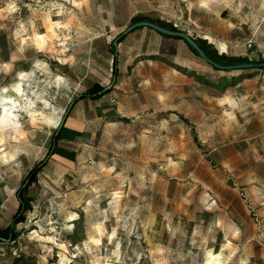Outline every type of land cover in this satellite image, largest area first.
I'll return each mask as SVG.
<instances>
[{"label":"rangeland","instance_id":"obj_1","mask_svg":"<svg viewBox=\"0 0 264 264\" xmlns=\"http://www.w3.org/2000/svg\"><path fill=\"white\" fill-rule=\"evenodd\" d=\"M262 16L264 0H0V235L15 250L0 264H264V67L122 34L162 20L236 59L221 64L259 63L245 42ZM94 83L109 91L78 98ZM67 115L82 129L55 138Z\"/></svg>","mask_w":264,"mask_h":264},{"label":"water","instance_id":"obj_2","mask_svg":"<svg viewBox=\"0 0 264 264\" xmlns=\"http://www.w3.org/2000/svg\"><path fill=\"white\" fill-rule=\"evenodd\" d=\"M140 26H147L150 27L158 32H161L163 34H167L170 36L179 37L183 40H185L194 50L195 52L202 57L206 62L210 63L211 65L221 68V69H231V68H241V67H253L255 65L264 66V61L259 63H253V62H241V63H235V64H221L213 59H211L206 53L200 48V46L197 44L195 39L190 36L187 32H184L182 30H173L169 29L165 26H162L155 21L149 20V19H141V20H135L131 22L129 25L126 26V28L122 31V34H125L129 31H131L134 28L140 27ZM116 45V42H114ZM114 55H117V48L114 51ZM113 85V81L110 82L108 85ZM61 125V124H60ZM35 195V191L33 189H30L29 191V197H33ZM28 202V201H27Z\"/></svg>","mask_w":264,"mask_h":264},{"label":"trees","instance_id":"obj_3","mask_svg":"<svg viewBox=\"0 0 264 264\" xmlns=\"http://www.w3.org/2000/svg\"><path fill=\"white\" fill-rule=\"evenodd\" d=\"M156 22H158L159 24H161V25H163V26H166L167 28H169V29H173V30H176V28L171 24V23H169V22H166V21H162V20H156ZM160 33V32H159ZM160 34H162V33H160ZM162 35H165V36H168V37H170V35H167V34H162ZM196 40V42L198 43V45L200 46V48L209 56V57H211L212 59H215L216 61H220L221 62V60L223 59V60H228V62H236L235 60L236 59H231V58H227L226 56H224V55H218V54H216L215 53V51L214 50H211L209 47H207V46H205V42H204V40H201V39H199V38H196L195 39ZM194 51V50H193ZM195 52V51H194ZM231 60V61H230ZM233 60V61H232ZM243 61H248V59H244ZM116 64H117V60H116V56H115V58H114V64H113V66H114V72L116 71ZM262 67H264V66H262ZM107 91H109V89L108 88H105L104 86H102V85H100L99 83H94V84H92L88 89H86L84 92H82L81 94H79V96H78V98H82V97H86V96H89V97H91V98H93V99H95V98H98V97H100L102 94H104V93H106ZM65 118V117H64ZM63 118V119H64ZM60 129H61V127L56 131V133H55V135H54V137L56 138V137H58V135L60 134L59 132H60ZM37 170H39V167H38V165H35V167L34 168H32L31 170H30V172H29V176H27L28 178V181H34L35 180V172L37 171ZM21 205L22 206H24V204H22L21 203ZM6 235H9V234H11L10 233V230H9V232H7V233H5ZM0 237H2L1 235H0Z\"/></svg>","mask_w":264,"mask_h":264},{"label":"built area","instance_id":"obj_4","mask_svg":"<svg viewBox=\"0 0 264 264\" xmlns=\"http://www.w3.org/2000/svg\"><path fill=\"white\" fill-rule=\"evenodd\" d=\"M261 27L264 29V16L261 18ZM245 45L252 49L254 46L258 45L259 46V51H260V57L264 59V37H262L260 40L257 38V34L255 32L246 39ZM13 242L14 240H11V238H4L0 237V257L5 256L10 250L13 252ZM7 245H10V250L7 247Z\"/></svg>","mask_w":264,"mask_h":264},{"label":"crops","instance_id":"obj_5","mask_svg":"<svg viewBox=\"0 0 264 264\" xmlns=\"http://www.w3.org/2000/svg\"><path fill=\"white\" fill-rule=\"evenodd\" d=\"M257 46V49L259 50V46ZM256 46H254L252 49L256 48ZM82 123H80L79 121L75 120L73 117L71 116H66L61 123V129H60V136L64 135V133H71L72 135H75L76 132H79L82 129ZM7 217L6 214L3 215V221H7Z\"/></svg>","mask_w":264,"mask_h":264}]
</instances>
